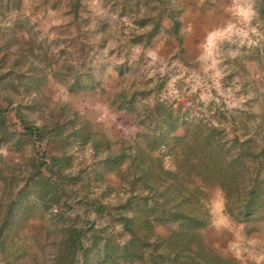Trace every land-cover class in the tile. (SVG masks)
Here are the masks:
<instances>
[{"label":"rangeland","instance_id":"1","mask_svg":"<svg viewBox=\"0 0 264 264\" xmlns=\"http://www.w3.org/2000/svg\"><path fill=\"white\" fill-rule=\"evenodd\" d=\"M0 106V264H54L61 225L81 229L85 246L93 227L94 249L108 238L122 249L130 236L120 215L146 219L142 170H175L186 129L229 139L231 118L240 138L264 145V0H0ZM17 108L39 139L24 133ZM38 157L53 176L38 174ZM45 177L62 184L58 203L51 184L42 206ZM204 192L209 246L264 264V219L238 222L219 189ZM14 201L26 209L3 224ZM169 228L154 223L160 236ZM151 250L130 264H150ZM122 255L94 263L126 264Z\"/></svg>","mask_w":264,"mask_h":264},{"label":"trees","instance_id":"2","mask_svg":"<svg viewBox=\"0 0 264 264\" xmlns=\"http://www.w3.org/2000/svg\"><path fill=\"white\" fill-rule=\"evenodd\" d=\"M177 25L174 21V30ZM159 110L156 108L157 112ZM7 112L8 109L0 106V127L6 123ZM15 114L24 133L39 139L40 131L28 126L18 108ZM165 116L167 113L162 118L165 119ZM174 121L175 118L167 121L170 128H173ZM230 121L232 131L229 139L225 137L227 135H222V129L215 127L195 124L186 129L180 138L175 170L168 171L158 166L154 175L150 170L153 164L142 170L143 174H151L150 180L143 182V189L147 190L144 199L147 215L142 220L135 216L122 218L120 215L123 228L130 236L127 245L121 249L108 238L96 250L98 230L90 227L92 243L85 246L81 229L61 225L56 231L54 264H95L94 256L111 257L119 250H122L125 263L130 264L134 257H142L139 253L141 248L149 247L152 248L148 255L150 264H239L232 258L217 254L202 234L210 217L203 201L205 188L221 191L224 212L232 219L238 222L264 219V145L254 146L250 138H240L234 119L230 118ZM51 164L38 157L35 170L39 174L45 167L51 177ZM44 180L38 181L41 189L36 190V196L39 204L47 206L48 202H43L48 195L46 187L53 183H49V177ZM61 184H53L50 201L58 203L55 195ZM25 209L24 205L18 207L17 201L10 203L6 207L3 224L15 223L14 219ZM154 223L167 228L174 224V227L169 228L168 235L160 236L155 233ZM57 225L55 223L54 227ZM142 260L146 262L144 257Z\"/></svg>","mask_w":264,"mask_h":264}]
</instances>
